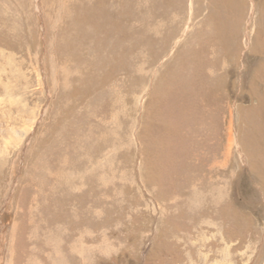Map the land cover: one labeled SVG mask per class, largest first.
Here are the masks:
<instances>
[{
    "label": "rangeland",
    "instance_id": "1",
    "mask_svg": "<svg viewBox=\"0 0 264 264\" xmlns=\"http://www.w3.org/2000/svg\"><path fill=\"white\" fill-rule=\"evenodd\" d=\"M32 263L264 264V0H0V264Z\"/></svg>",
    "mask_w": 264,
    "mask_h": 264
},
{
    "label": "bare ground",
    "instance_id": "2",
    "mask_svg": "<svg viewBox=\"0 0 264 264\" xmlns=\"http://www.w3.org/2000/svg\"><path fill=\"white\" fill-rule=\"evenodd\" d=\"M70 186L73 187V186H76V185H74V184L71 183ZM197 195H198V194H197ZM193 196H194V195H193ZM195 197H196V195H195ZM197 198H198V197H197ZM200 198H201V197H200ZM193 202H194V201H193ZM51 235H52V234H51ZM54 238H55V236H54ZM75 250H78V249L75 248ZM32 264H33V263H32Z\"/></svg>",
    "mask_w": 264,
    "mask_h": 264
}]
</instances>
